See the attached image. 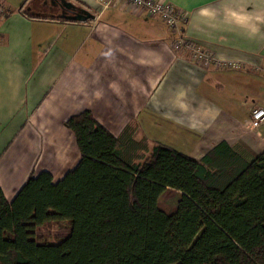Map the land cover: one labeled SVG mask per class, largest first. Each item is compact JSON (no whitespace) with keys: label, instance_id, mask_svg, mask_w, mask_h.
Segmentation results:
<instances>
[{"label":"crops","instance_id":"0c3cea01","mask_svg":"<svg viewBox=\"0 0 264 264\" xmlns=\"http://www.w3.org/2000/svg\"><path fill=\"white\" fill-rule=\"evenodd\" d=\"M76 1L95 19L30 15L26 1L4 0L0 190L8 200L32 171L49 170L57 182L76 165L64 121L84 109L114 135L136 120L137 137L195 158L221 140L264 150V120L250 122L264 107V0H163L187 14L184 34L224 66L175 49L159 15L121 0Z\"/></svg>","mask_w":264,"mask_h":264},{"label":"trees","instance_id":"16d2710c","mask_svg":"<svg viewBox=\"0 0 264 264\" xmlns=\"http://www.w3.org/2000/svg\"><path fill=\"white\" fill-rule=\"evenodd\" d=\"M64 124L76 165L0 190V264H104L115 234L114 264H264V150L221 140L195 158L90 109Z\"/></svg>","mask_w":264,"mask_h":264},{"label":"built area","instance_id":"2783aa9c","mask_svg":"<svg viewBox=\"0 0 264 264\" xmlns=\"http://www.w3.org/2000/svg\"><path fill=\"white\" fill-rule=\"evenodd\" d=\"M77 2L76 0H72ZM99 2L108 5L113 0H98ZM126 5L140 8L149 14L159 15L167 26L175 34V39L172 45L177 50L189 51L192 58L201 60L205 63L214 62L216 66H224L226 61L218 59L211 52L204 49L199 43L193 41L184 34V23L187 22V14L179 12L172 4L163 0H121ZM4 0H0V17L4 13ZM228 63L232 64L231 61ZM264 120V107L259 106L251 110L250 122L255 125Z\"/></svg>","mask_w":264,"mask_h":264},{"label":"water","instance_id":"95a60500","mask_svg":"<svg viewBox=\"0 0 264 264\" xmlns=\"http://www.w3.org/2000/svg\"><path fill=\"white\" fill-rule=\"evenodd\" d=\"M47 7L49 10H45ZM54 9V12H51ZM23 11L30 15H43L62 18L69 21H87L95 19V13L87 6L72 0H28Z\"/></svg>","mask_w":264,"mask_h":264},{"label":"rangeland","instance_id":"374dc122","mask_svg":"<svg viewBox=\"0 0 264 264\" xmlns=\"http://www.w3.org/2000/svg\"><path fill=\"white\" fill-rule=\"evenodd\" d=\"M163 136L168 137L167 132H164L163 131ZM164 199L168 200V202H166V204L168 206L172 204L171 198H162L161 200L164 201ZM56 232H58V233H66L67 232V229H66L65 226L60 225V226H58ZM116 241H117V234H115V236L107 244L108 254H107L106 260L104 261V264H114V260L112 258V252L111 251H112V247L114 246V244L116 243Z\"/></svg>","mask_w":264,"mask_h":264},{"label":"flooded vegetation","instance_id":"af4514ba","mask_svg":"<svg viewBox=\"0 0 264 264\" xmlns=\"http://www.w3.org/2000/svg\"><path fill=\"white\" fill-rule=\"evenodd\" d=\"M45 10H49L47 7H45ZM55 10L54 9H51V12H54Z\"/></svg>","mask_w":264,"mask_h":264},{"label":"bare ground","instance_id":"6f19581e","mask_svg":"<svg viewBox=\"0 0 264 264\" xmlns=\"http://www.w3.org/2000/svg\"><path fill=\"white\" fill-rule=\"evenodd\" d=\"M28 0H26V2H27Z\"/></svg>","mask_w":264,"mask_h":264}]
</instances>
